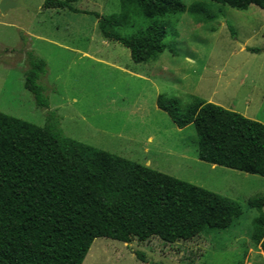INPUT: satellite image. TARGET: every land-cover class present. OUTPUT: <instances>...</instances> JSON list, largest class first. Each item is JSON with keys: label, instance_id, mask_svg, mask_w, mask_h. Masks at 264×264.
I'll use <instances>...</instances> for the list:
<instances>
[{"label": "rangeland", "instance_id": "obj_1", "mask_svg": "<svg viewBox=\"0 0 264 264\" xmlns=\"http://www.w3.org/2000/svg\"><path fill=\"white\" fill-rule=\"evenodd\" d=\"M24 2L33 9L0 11L1 112L41 126L55 113L67 136L228 196L241 211L224 229L172 245L98 237L82 264H264V251L251 240L259 212L248 204L264 196V176L200 160L194 126L177 127L157 104L160 95L183 105L195 95L264 124V6L205 2L219 13L205 23L187 13L158 17L167 48L137 63L129 48L103 36L94 13L121 16L122 25L110 30L131 36L151 22L138 8L78 0L83 12L76 13L44 9L45 0ZM28 51L46 62L39 83L48 107L24 86Z\"/></svg>", "mask_w": 264, "mask_h": 264}, {"label": "trees", "instance_id": "obj_2", "mask_svg": "<svg viewBox=\"0 0 264 264\" xmlns=\"http://www.w3.org/2000/svg\"><path fill=\"white\" fill-rule=\"evenodd\" d=\"M76 1L45 0L43 8L83 12ZM205 2L264 6V0H199L190 6L181 0H122L124 8H138L151 20L131 36L110 30L122 25L121 16L94 15L103 36L129 48L140 63L167 48L168 30L154 19L184 13L200 23L217 19ZM231 33L236 35L233 28ZM27 63L24 86L39 106L48 107L39 83L46 62L28 51ZM157 104L177 127L194 126L200 160L264 176L262 122L195 95L186 105L160 95ZM248 204L259 212L252 243L264 251V196ZM240 214L228 196L67 136L55 113L41 126L0 111V264H82L98 237L124 243L159 238L172 245L224 229ZM136 255L144 261V254Z\"/></svg>", "mask_w": 264, "mask_h": 264}, {"label": "water", "instance_id": "obj_3", "mask_svg": "<svg viewBox=\"0 0 264 264\" xmlns=\"http://www.w3.org/2000/svg\"><path fill=\"white\" fill-rule=\"evenodd\" d=\"M16 7H24V8H30L29 5H27L24 0H1L0 1V11L2 13H5L9 9L16 8Z\"/></svg>", "mask_w": 264, "mask_h": 264}]
</instances>
